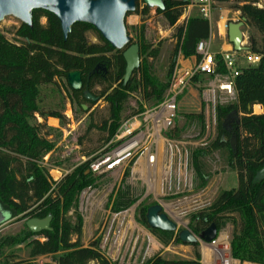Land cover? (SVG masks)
Returning a JSON list of instances; mask_svg holds the SVG:
<instances>
[{
	"label": "trees",
	"instance_id": "16d2710c",
	"mask_svg": "<svg viewBox=\"0 0 264 264\" xmlns=\"http://www.w3.org/2000/svg\"><path fill=\"white\" fill-rule=\"evenodd\" d=\"M163 1L164 9H157L156 12L164 17L168 25L175 26L176 46L169 57L166 81L162 82L152 78L151 61L148 60L158 56L159 48L152 47L142 31L135 41L139 45V67L125 84L123 50L111 48L89 24H73L64 38L52 13L34 9L32 26L20 23L15 31V41H10L0 32V205L10 217L17 219L51 215L50 230L31 233L24 228L17 235L0 237V257H3L0 264H38L33 258L39 255L51 256V262L44 264H111L99 248V239L90 241L87 246L80 244V216L77 215L73 223L65 215L75 205L80 191L90 186L94 179L87 172L89 161L106 153L112 145L95 154L96 149H89L85 152L87 160L60 177L59 181H53L39 163L43 155L53 148V143L40 134L44 125L32 124L30 119L34 120L37 113L44 120L52 117L64 122L60 110L45 111L37 106L38 87L53 84L55 78L65 79L69 99L80 112L87 113L95 104L85 100L83 89L106 104L105 115H98L96 119L94 112L89 113L86 128L87 133L95 129L101 134L100 146L108 143L121 125V113L133 92L140 93L145 101L159 103L168 87L178 54L183 58L196 56L199 60L197 43L207 40L210 35L209 21L201 15L190 16L177 25L191 0ZM233 2L232 7L239 11L240 20L260 35V43L251 37L246 50L258 54L260 58L256 64L238 69L232 80L235 100L215 106L216 137L209 145L191 152L190 166L198 180L197 187L203 188L209 175L204 174L200 158L212 150L225 148L227 165L236 173L237 186L219 191L210 205L191 215L188 227L191 232L200 235L211 223L215 224L217 231L230 223L231 257L241 263L264 264V179L255 180L256 172L264 166V5L257 6L258 0ZM148 10L145 5L139 10L136 5L132 13L146 14ZM40 18L45 19L44 24L40 23ZM88 31L95 33L98 42H88ZM214 61L215 72L226 73L220 53H215ZM96 65L100 69L88 77ZM70 71L81 72V90L73 91L68 86L66 75ZM200 75L195 74L191 81L198 80ZM82 104H87L88 110H83ZM252 108L257 113H253ZM232 110L237 112L239 123L233 121L228 129L223 126V121ZM141 111L140 106L131 114ZM190 115L197 118L204 128L203 111ZM165 135L176 139L178 130L172 128ZM231 136L235 138V150L229 145ZM81 139L78 138L79 143ZM127 174L128 171L123 178ZM134 202L129 186L120 184L110 195L108 207L111 212L117 213ZM149 206L140 203L136 213L138 221L146 227L145 213ZM149 230L164 245L181 243L176 232ZM72 235H76L74 241ZM39 236L43 239L40 240ZM23 242L28 248L29 259L11 261L8 257L12 255L3 253L5 248ZM193 247H198V243ZM143 264H201L200 253L195 250L192 259H165L155 254Z\"/></svg>",
	"mask_w": 264,
	"mask_h": 264
},
{
	"label": "rangeland",
	"instance_id": "374dc122",
	"mask_svg": "<svg viewBox=\"0 0 264 264\" xmlns=\"http://www.w3.org/2000/svg\"><path fill=\"white\" fill-rule=\"evenodd\" d=\"M137 5L141 10L144 4L138 0ZM233 5V0L212 4L210 52L217 50L219 44H226L228 45L226 49H229L226 27L223 26V23L225 21L226 24L230 21H240L239 11L235 10ZM263 5L264 0H258L257 6ZM187 11L186 7L178 19L177 25L190 16L200 14L196 6L191 8L190 13ZM217 21L218 25L215 26ZM40 23L44 24L45 19L40 18ZM19 24L20 22L16 18L5 16L0 21V32L10 41H15V31ZM125 26L127 34L133 42L142 31L144 38L152 44V47L159 48L158 56L154 60L148 59L151 61L150 73L153 79L160 82L166 81L169 57L176 46L175 26L168 25L164 17L155 9H149L146 14L127 15ZM241 31L244 46L249 45L251 37L258 44L260 43V35L253 27L243 23ZM86 37L89 43L98 42L93 31H88ZM244 52L246 50L237 53L239 67L248 65L242 58ZM185 59L187 58L178 54L175 64ZM211 81H213L211 77L201 74L199 79L191 81L179 96L173 126V129L178 130V137L169 139L165 133L163 134L168 141L165 144L158 142L157 158L154 164H148L146 157L140 156L141 150H139L130 161L123 165L120 173L92 176L94 179L90 186H86L80 191L75 205L65 216L73 223L77 220V215L80 216L82 225L79 241L82 246H87L90 241L99 239V248L111 264H143L155 254H159L165 259H192L195 250L200 253L199 247L195 248L189 244L170 242L164 245L150 232L148 227L138 221L136 213L140 203L146 205L159 203L169 218L177 222L178 230L182 229L184 224L189 228L191 215L194 212L210 205L219 191L237 186L236 173L227 165V149L225 148L212 150L200 158L204 174L209 175L203 188L197 187L198 180L190 166L191 152L195 148L209 145L216 137L215 106L234 101V99L226 98L225 94L216 88L212 92V87L208 85ZM157 104L153 100H143L140 93L135 91L128 99L120 119L123 123L136 115L131 113L139 110L140 106L142 107L141 112H143L152 109ZM85 105L88 110V105ZM37 106L45 111L58 109L65 119L64 122L52 117H47L44 120L37 113H35L34 120L30 119L32 124L44 125L41 127L40 134L53 143V148L46 152L39 162L41 166L45 167L53 181H59L60 177L72 171L82 161L87 160L88 156L85 152L89 149H96L93 152L95 154L107 146V143L100 146L102 143L101 134L97 130L92 129L88 133L86 132L89 113L94 112L96 119L98 115H105L106 104L97 99L87 113L80 112L69 99L64 78H55L53 84L38 87ZM201 111L204 113V128L197 118L190 115ZM252 111L257 113L254 108ZM79 137H82L80 143L78 142ZM139 157L143 160L140 165L137 163ZM179 157L186 161V186L178 184L179 177H181ZM126 171L128 174L123 178ZM120 184L129 186L135 197V202L127 209L113 213L108 207V201L113 190ZM26 219L10 217L1 222L0 237L19 234L26 228L24 224ZM231 232L232 225L227 223L224 228L218 231V235L222 234L230 240ZM39 239L43 238L39 236ZM71 239L74 241L76 235H72ZM3 253L12 255L8 257L11 261L30 258L24 242L5 248ZM2 259L3 257H0V261ZM33 260L38 264H44L50 263L52 259L50 255H39ZM239 264L252 263L240 262Z\"/></svg>",
	"mask_w": 264,
	"mask_h": 264
},
{
	"label": "water",
	"instance_id": "95a60500",
	"mask_svg": "<svg viewBox=\"0 0 264 264\" xmlns=\"http://www.w3.org/2000/svg\"><path fill=\"white\" fill-rule=\"evenodd\" d=\"M138 0H0V21L5 16H12L20 23L29 27L32 26V11L42 9L52 13L58 20L60 30L64 38L71 31L75 23H86L91 25L100 37L107 42L114 50H123L122 57L125 62L123 84L131 77L133 71L139 67V45L131 43L130 36L127 34L125 26V17L127 13H132L136 9ZM149 9L163 10V0H141ZM243 21H230L226 24V37L231 49L235 52L245 51L247 47L243 45V33L241 26ZM100 69L96 65L88 74L97 73ZM104 70V68H103ZM67 84L73 91L81 90L82 78L81 72L70 71L66 75ZM85 100L95 102L94 97L87 89L83 90ZM82 109L86 105L82 104ZM231 121L239 123V116L235 110H232L224 119L223 126L228 127ZM229 145L235 150V138L231 136ZM264 179V166L255 174V180ZM0 205V223L10 218L9 212L3 210ZM146 224L149 228L160 231L176 232L179 241L183 244L193 245L199 241L210 242L217 237L218 231L214 223L205 228L200 235L190 231L184 224L180 230L177 228V222L164 212L161 204L150 205L145 213ZM51 215L44 218L30 217L24 221L25 227L31 233L50 230Z\"/></svg>",
	"mask_w": 264,
	"mask_h": 264
},
{
	"label": "built area",
	"instance_id": "2783aa9c",
	"mask_svg": "<svg viewBox=\"0 0 264 264\" xmlns=\"http://www.w3.org/2000/svg\"><path fill=\"white\" fill-rule=\"evenodd\" d=\"M213 3L212 0H191L186 6H196L198 8L199 15L209 21L210 34ZM223 26L226 27V21ZM210 45L209 35L207 40L197 43L196 52L200 56L199 60H196L189 67H183L180 63L174 65L162 100L152 109L138 113L121 123L114 136L107 143V146L112 145L110 149L89 161L87 172L90 175L97 177L113 172L120 173L123 165L130 161L139 150H141L140 156L144 155L148 164H154L157 158L158 139L161 138L164 144L168 141L163 134L173 128L178 98L195 74L211 77L213 81L208 85L212 87V92L216 88L224 93L226 98L235 100L232 80L240 68L238 65V52L233 51L231 48L220 52L221 62L226 70V73L220 74L215 72V53L209 51ZM242 58L248 65H251L256 64L260 56L246 51L243 53ZM179 170L181 171V177H179L178 184L186 186V161H183V158L180 157ZM198 245L201 249V264L240 263L231 257L229 240L222 234H217V237L210 242L199 241Z\"/></svg>",
	"mask_w": 264,
	"mask_h": 264
},
{
	"label": "crops",
	"instance_id": "0c3cea01",
	"mask_svg": "<svg viewBox=\"0 0 264 264\" xmlns=\"http://www.w3.org/2000/svg\"><path fill=\"white\" fill-rule=\"evenodd\" d=\"M191 8H192V6H188L187 7V10H188L187 12L188 13H190ZM217 25H218V21L215 22V26H217ZM226 47H228V45H226V44L225 45L224 44H219L218 49L217 50H214L213 52L214 53H220V52L226 51V50H228V49H226ZM229 48H230V46H229ZM196 60H197L196 59V56H191V57H189V58H187V59H185L183 61L181 60L179 63L183 67H189V66L193 65ZM198 247L200 249V246L199 245H198ZM200 254H201V249H200Z\"/></svg>",
	"mask_w": 264,
	"mask_h": 264
},
{
	"label": "bare ground",
	"instance_id": "6f19581e",
	"mask_svg": "<svg viewBox=\"0 0 264 264\" xmlns=\"http://www.w3.org/2000/svg\"><path fill=\"white\" fill-rule=\"evenodd\" d=\"M158 142L161 143V142H163V141H162L161 138H159V139H158ZM144 159H145V158H144ZM142 161H143V160H141V159L139 158V159L137 160V163L140 165ZM143 163H144V162H143ZM143 163H142V165H143ZM144 166H145V164H144Z\"/></svg>",
	"mask_w": 264,
	"mask_h": 264
},
{
	"label": "flooded vegetation",
	"instance_id": "af4514ba",
	"mask_svg": "<svg viewBox=\"0 0 264 264\" xmlns=\"http://www.w3.org/2000/svg\"><path fill=\"white\" fill-rule=\"evenodd\" d=\"M83 90H85V89H83ZM231 124H232V123H231ZM227 128L230 129V126H228ZM1 207H2V206H1Z\"/></svg>",
	"mask_w": 264,
	"mask_h": 264
}]
</instances>
